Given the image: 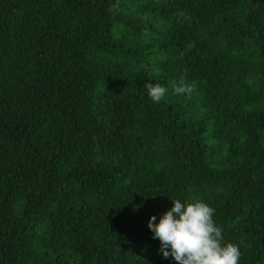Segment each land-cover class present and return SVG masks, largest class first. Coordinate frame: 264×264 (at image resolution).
Listing matches in <instances>:
<instances>
[{"label":"trees","instance_id":"trees-1","mask_svg":"<svg viewBox=\"0 0 264 264\" xmlns=\"http://www.w3.org/2000/svg\"><path fill=\"white\" fill-rule=\"evenodd\" d=\"M116 3L0 0V264H177L171 199L264 264V0Z\"/></svg>","mask_w":264,"mask_h":264},{"label":"clouds","instance_id":"clouds-1","mask_svg":"<svg viewBox=\"0 0 264 264\" xmlns=\"http://www.w3.org/2000/svg\"><path fill=\"white\" fill-rule=\"evenodd\" d=\"M119 0L110 8L116 11ZM184 15V13H180ZM152 101L159 103L167 89L159 83H146L144 86ZM196 88L195 82L186 83L183 77L179 83H173L176 95L191 94ZM172 206L156 222L151 216L147 226L154 238L160 241V250L164 258L171 256L177 264H239L241 252L238 245L224 242L223 229L214 220L215 209L209 204L194 200L181 202L171 199Z\"/></svg>","mask_w":264,"mask_h":264}]
</instances>
